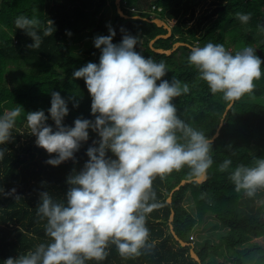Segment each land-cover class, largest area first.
<instances>
[{
  "label": "trees",
  "instance_id": "16d2710c",
  "mask_svg": "<svg viewBox=\"0 0 264 264\" xmlns=\"http://www.w3.org/2000/svg\"><path fill=\"white\" fill-rule=\"evenodd\" d=\"M202 1L121 0L120 9L128 16L125 19L118 15L115 0L111 3L112 18L102 12L106 0H0V114L21 109L13 139L3 145L8 151L0 161V188L5 192L14 188L15 195L20 197L0 195V264L47 242L44 222H37L35 216L39 193L48 191L55 199L63 200L68 190L66 178L74 169L79 172L83 168L88 160L87 148L98 139L90 130L88 142L75 153V162L69 160L52 167L45 163L49 155L36 147L35 137L29 134L26 113L43 110L47 115L51 92L56 91L65 100L75 97L68 103L69 114L63 122L66 126H73L77 118L94 119L85 83L83 79L73 80L72 73L89 62H99L100 50L94 47L93 39L108 35V26L116 31L114 44L124 34L138 36L142 45L138 44L136 51L166 63L168 73L164 79L174 76L187 82L190 92L175 101L178 115L206 135L213 137L216 132L218 135L213 140L214 163L202 185L185 184L171 195L168 203L171 191L182 180H189L187 169L153 181L159 207L148 215L147 227L154 247L125 261L112 246L103 264H197L190 256L191 247L201 264H264V246L248 245L264 239V206L259 204L264 194L258 192L255 198H245L234 191L227 173L218 171L224 159H231L234 168L264 157V76L255 82L253 96L236 102L221 124L225 102L219 95L209 93L187 63L189 47L208 42L220 43L232 52L251 45L264 60V33L256 27L264 24V0H212L206 11L195 18V8ZM238 12L251 15L249 24L239 23L235 15ZM20 15L35 16L42 22L51 19L56 30L39 49L30 50L27 45L32 43L31 38L14 25ZM155 18L171 29L168 38L154 42L155 48L170 50L175 43L184 44L170 55L154 53L148 46L156 36L166 34L163 28L143 20ZM73 102L78 107L73 108ZM47 123L54 127L51 119ZM171 212L176 237L191 246L183 247L173 238L169 226ZM209 220L222 229L216 244L208 237L198 236ZM192 234L196 236L194 242L189 239Z\"/></svg>",
  "mask_w": 264,
  "mask_h": 264
},
{
  "label": "clouds",
  "instance_id": "9594fccd",
  "mask_svg": "<svg viewBox=\"0 0 264 264\" xmlns=\"http://www.w3.org/2000/svg\"><path fill=\"white\" fill-rule=\"evenodd\" d=\"M235 15L241 25L251 20L249 13ZM14 25L31 38L30 50L39 49L56 30L51 19L42 22L35 16L20 15ZM256 27L264 33V24ZM108 33L93 39L100 50L99 62L72 73L73 80L85 83L94 119L77 118L73 126H66L68 103L75 97L65 100L56 91L51 92L47 115L43 110L26 113L29 134L35 137L36 147L49 155L45 163L52 167L75 162V153L88 142L90 130L98 139L87 148L83 168L66 178L63 200L48 191L39 193L35 216L37 222H44L47 242L8 257L3 264H103L112 246L122 260L138 258L154 247L147 227L148 215L159 207L153 181L183 169L195 185L208 179L214 163L213 138L182 119L175 103L190 92L189 84L174 76L164 79L166 63L136 51L142 45L138 36L124 34L114 44L116 31L108 26ZM187 63L209 93L225 102L221 124L236 102L253 96L255 82L264 76V60L251 45L235 52L220 43L191 46ZM20 111L17 107L0 114V161L8 151L3 145L13 139ZM49 119L54 127L47 123ZM232 163L224 159L218 171L227 173L236 193L252 199L264 191V157L250 165L233 168ZM15 192L0 188V195L20 198Z\"/></svg>",
  "mask_w": 264,
  "mask_h": 264
},
{
  "label": "water",
  "instance_id": "95a60500",
  "mask_svg": "<svg viewBox=\"0 0 264 264\" xmlns=\"http://www.w3.org/2000/svg\"><path fill=\"white\" fill-rule=\"evenodd\" d=\"M120 1H121V0H115L116 11H117V13H118V15H119L120 17L127 19L128 16L124 15L123 12H122L121 9H120ZM133 18H140V17H133ZM143 20L146 21V22H148V23L155 24L158 28H163V29L166 31V34H165V35H159V36H156L153 40H151V41L148 43L149 48H150L154 53H157V54H164V55H170V54H171L174 50H176L178 47H181V46L184 45V44H182V43H175V44L173 45L172 49H170V50H163V49H157V48H155V47L153 46L154 42H155L157 39H160V38H161V39H166V38H168V37L171 35V29H170V27H169L168 24H166L163 20L158 19V18L151 19V20H148V19H143ZM187 47H189V46H187ZM189 48H190V47H189ZM220 126H221V124H220ZM217 135H218V132H216V133L213 135V137H212L213 140L217 137ZM188 183H191V182H190L189 180H182V181L178 184V186H176V187L171 191L170 196L167 198V202H168V203L171 202V195H172L175 191L179 190L180 187H182V186H184L185 184H188ZM173 216H174V214H173V212H171V214H170V216H169V223H170L169 226H170V232H171L173 238H174L177 242H179V244H180L181 246H183V247H184V246H188V245H190V244H187V243H184V242L180 241V240L176 237V235H175V233H174V231H173L172 225H171V223H172V221H173ZM190 246H191V245H190ZM190 256H191V258H192L197 264H201L199 258H198L197 255L194 253L192 247L190 248Z\"/></svg>",
  "mask_w": 264,
  "mask_h": 264
},
{
  "label": "rangeland",
  "instance_id": "374dc122",
  "mask_svg": "<svg viewBox=\"0 0 264 264\" xmlns=\"http://www.w3.org/2000/svg\"><path fill=\"white\" fill-rule=\"evenodd\" d=\"M107 1V4L105 6V8H103L102 12L104 14H106L108 17L112 18L113 17V13H114V9L112 7V1L113 0H106ZM212 0H204L202 2H199L195 8V18L198 17L204 13V11H206V7L208 8V4L211 2ZM194 18V19H195ZM193 23L190 22L188 23V26H191V24ZM167 24V23H166ZM80 47L83 48V44H80ZM26 139V138H25ZM25 139H23L24 141H26ZM263 194H264V191H261ZM259 204L263 205L264 206V198L259 201ZM184 206L186 208H188L189 210L191 209L190 207H188L189 205L187 204V202H184ZM209 224L204 226L203 229L201 230V232L198 234L201 235V236H205V237H208L210 239H212V241H214V244H216L218 238L220 235H222V229L219 228V226L217 225V223L214 221V220H209L208 222ZM250 247L252 246H258V245H261V246H264V239L263 238H259V239H256V240H253L251 242V244H248ZM247 264V263H246Z\"/></svg>",
  "mask_w": 264,
  "mask_h": 264
},
{
  "label": "built area",
  "instance_id": "2783aa9c",
  "mask_svg": "<svg viewBox=\"0 0 264 264\" xmlns=\"http://www.w3.org/2000/svg\"><path fill=\"white\" fill-rule=\"evenodd\" d=\"M152 9L154 10L155 8L153 7ZM157 10L160 11V9H157ZM172 23H175V21H172ZM189 239L191 242H194L196 240V236L192 234Z\"/></svg>",
  "mask_w": 264,
  "mask_h": 264
}]
</instances>
